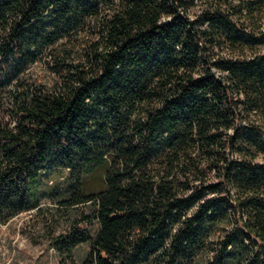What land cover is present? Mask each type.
I'll return each mask as SVG.
<instances>
[{
    "label": "trees",
    "instance_id": "trees-1",
    "mask_svg": "<svg viewBox=\"0 0 264 264\" xmlns=\"http://www.w3.org/2000/svg\"><path fill=\"white\" fill-rule=\"evenodd\" d=\"M49 197L58 264H264V0H0V224Z\"/></svg>",
    "mask_w": 264,
    "mask_h": 264
},
{
    "label": "rangeland",
    "instance_id": "rangeland-1",
    "mask_svg": "<svg viewBox=\"0 0 264 264\" xmlns=\"http://www.w3.org/2000/svg\"><path fill=\"white\" fill-rule=\"evenodd\" d=\"M34 70L38 74L45 73L40 65ZM41 183L49 192H60L68 183V172L55 170ZM88 183L94 185L96 180L90 177ZM59 206L49 197L43 201L41 211L20 213L8 223L0 224V264H58L59 258L51 242L55 236L69 231V210L59 209ZM95 230L96 225H93V236ZM88 250V244L79 245L74 251L75 261L80 263Z\"/></svg>",
    "mask_w": 264,
    "mask_h": 264
}]
</instances>
